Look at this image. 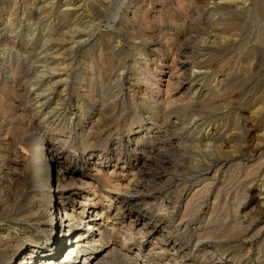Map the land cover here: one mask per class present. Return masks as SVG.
Returning a JSON list of instances; mask_svg holds the SVG:
<instances>
[{
  "label": "rangeland",
  "instance_id": "rangeland-1",
  "mask_svg": "<svg viewBox=\"0 0 264 264\" xmlns=\"http://www.w3.org/2000/svg\"><path fill=\"white\" fill-rule=\"evenodd\" d=\"M10 1L14 14L9 23L12 35L17 37L16 49L23 45V39L27 41L26 53L20 51L18 56L28 64L20 88L21 83L4 73L8 63L2 60L0 44V100L8 102L0 110L1 127L8 129L0 141V159L6 153L18 154L20 148L26 167L16 171L21 175L12 179V185L0 187V200L10 198L14 188L27 189L22 176H33L37 155H32L31 149L37 140L29 136L37 130H46L48 138L58 142L55 137L70 139L90 126L99 142L93 145L88 160L80 158L78 144L63 145L69 152V168L74 170V176L83 175L87 181L96 168L104 176L113 169V175L130 179L135 170L131 164L135 166L137 162L131 145L141 137L144 143L138 145L145 162L132 177L137 189L132 186L130 193L123 192L122 196L131 199L127 205L131 210L112 221L117 223L115 241L131 246L133 256L139 251L138 261L145 256L143 259L149 261L145 264H167L165 256L157 255L158 250L153 249L155 236L139 233L141 221L129 226L130 219L142 212L155 219L166 215L185 243L187 258L193 257L199 264L262 263L264 0H138V14L133 12L136 0ZM59 16L67 19L60 21L56 18ZM5 21L4 14L0 27ZM56 22H60L59 26L64 23L63 41L58 46L47 38L55 31ZM164 29L163 40L170 51L167 62L176 55L184 60L187 72L181 77L191 84L186 99L168 108L154 100L161 85L150 87L142 74H135L134 64L136 59L143 63L148 58L154 43L150 37ZM52 67L59 70L52 72ZM6 80L9 91L4 88ZM165 83L164 80L162 85ZM64 87L66 90L61 91ZM172 87L170 95L179 90L177 85ZM20 103H26L25 111L11 110L13 104ZM13 113L15 119L10 118ZM19 118L28 130V139L22 134L26 140L18 135ZM127 135L132 138L130 144L125 142ZM156 135L167 141L163 162L150 149ZM177 135L193 139H173ZM196 137L204 139L197 144ZM104 139L107 144L102 148ZM209 140L220 148L211 153ZM158 173L163 176L155 178ZM56 177L54 166L50 171L52 184ZM43 189L47 193L48 186ZM77 189L83 193L91 188L85 185ZM77 193L80 197L81 193ZM7 204L0 205V215ZM49 207L46 211L54 219L57 210ZM98 207L100 210L102 205ZM16 211L17 207L8 217H0V235L18 234L11 227L5 228L7 220L17 217ZM235 215L243 227L239 231L234 227ZM102 218V222L107 221L105 214ZM127 228L133 234L125 241ZM198 234L202 242L196 245ZM0 253L3 255L4 250ZM106 259L108 262L103 264H131L119 256Z\"/></svg>",
  "mask_w": 264,
  "mask_h": 264
},
{
  "label": "bare ground",
  "instance_id": "bare-ground-1",
  "mask_svg": "<svg viewBox=\"0 0 264 264\" xmlns=\"http://www.w3.org/2000/svg\"><path fill=\"white\" fill-rule=\"evenodd\" d=\"M11 3L12 2L10 0H0V13L2 12V14H0V18H2V16L5 14L6 19L5 23H3V25L0 27V30H2V32H0V44H2L3 47L1 53H3L2 60L8 63L7 71H5L4 73L11 75L14 81H18L19 83H21L19 84V87L22 88L24 83L23 80L27 76L26 66L28 64V61L25 60V62H23L21 59H19L18 55L20 51H22V53H26L25 46L27 41L23 39V45H20V47L16 49L17 37L16 34L12 35V33L14 32L13 26L9 23L11 20L10 16L14 14L11 12V8L13 7L11 6ZM47 3L49 2H46V4ZM15 4L16 2H14V5ZM137 4H140L138 3V0H136L135 5L133 6V12L135 11L138 14V10L136 11V9H138ZM36 14L38 15L39 13ZM56 18L60 19V21H64L65 19H67V17L64 16H59ZM59 24L60 22L55 23V26L57 27H55V31L51 33L52 37L51 35L47 37L48 40H54L56 44L55 46L61 45L63 41V38L61 36L63 34L62 28L64 27V23H62V25L60 26ZM164 31L165 29L161 32H156L157 34H155L154 36H156L157 38H154V36H149L151 38V41H154V43L152 45V48L150 49L148 58L146 57V60L143 58L145 60L143 61V63H140L139 59H136L134 61V64L136 65L135 74H142V80L145 83H148L150 87L161 85L156 90L157 95L154 97V100L158 104L164 103L168 108V106L174 105L177 102L179 103V101H183L186 99L185 96H187L191 91V84L189 82H185L181 77L183 75H186L187 72L186 69L188 65L184 60L180 59L176 55L172 57L170 63L167 62L170 51L166 41L163 40L165 39L163 37L164 35L162 36ZM12 60H14L13 63ZM72 62L73 60H71L69 64H72ZM56 70L59 69H57L56 67L51 68L52 72H55ZM180 77L182 78V80L180 79ZM162 79H164L166 82L164 86L162 85V83L164 82V80L162 81ZM7 81L8 80H6V82L4 83V88L9 91L11 90V87H9ZM173 85H177L176 89L179 90L173 95H170L171 91L169 88ZM65 90L66 88L64 87L61 91ZM180 91L181 93L179 94V96H176V94ZM25 104H13L11 106V110L15 111L18 109V111L23 112L26 109ZM5 106H8V102L0 100V110ZM10 118L15 119V114L13 113ZM18 120L19 121L17 123V126L20 129L19 132H21V135H18L21 137L23 136L22 134L25 135L26 131L28 130L24 127L25 125L21 121V118H19ZM1 123L2 121L0 120V141L2 140L1 138L3 134H6L8 130L6 128H2ZM87 127L88 129H85L84 132H81L77 136L74 135L70 139L55 137L54 139L58 140V142H55L54 140L51 141L48 138V136L50 135L46 132V130H37L36 133H33L31 136H29V139L36 138L35 140H37L36 145L34 143L35 146L33 147V149H31V154L37 155V162L33 165V176L30 178L25 173L28 177L22 176V180H24L23 186H25L27 189L22 188L21 185L19 186L21 188H14V192L10 193L12 196L6 199V201L0 200V205L2 206L6 203H10L9 205L7 204L6 209L9 206L11 207V209L9 210H6L2 207V213L0 217H8L11 211L15 210L17 207L15 215L17 217L14 218V220L13 218L12 220H7V222L5 223V228L6 230H10L9 228L11 227L18 233L16 235L14 233H12V235L8 232L6 235H3L1 233L0 250H4V253L3 255H1L0 253V264H103L108 262L106 258L110 255H113V257L119 256L125 261V263L126 261L131 262V264H145L149 262L148 259H143L145 256L141 257L142 260L140 259V261H138V257H140L141 255L139 251H136L135 255L133 256L131 254V246H126L124 242L123 244H118L115 241V239L113 238V233L117 223L112 222L113 220H117V217L122 215V213L124 214L131 210L130 206H127L131 199H128L122 195L123 192L130 193V188L133 186L132 177H135L136 169H138L139 166L145 162V157H143L142 151H140L141 148H139V143L143 139L141 137H138L137 139H135L136 141L134 146L131 145V147H133L132 151H135L137 153V162L135 161V166H133L134 164H131L132 167L130 168H132V170H135H133V172L131 173L132 176H130V179H128V176L126 177L125 175H113V169L108 176H104L100 174L99 169L96 168V172L91 175V179L89 178L90 180L87 181V178L83 177V175L74 176V170L69 168V160H71L68 154L69 152L63 147V145L67 143L78 144V147L81 150L80 158L88 160L91 156L93 145L97 144L99 141L98 139H96V136L93 135V130L90 128V126ZM174 127L179 128L181 126ZM181 129H183V127ZM27 137L25 135V138ZM176 138L186 140L193 139V137H191L190 135H177L173 139ZM194 139H196L197 144H199L200 141H202V139L204 138L198 139L196 137ZM104 142L105 145L103 144L102 148L106 146L107 140L104 139ZM125 142L127 144H130L132 142V138H130V136L126 137ZM151 142L152 143L150 145V149L154 151V153L158 156V159L161 160L160 162H163V160L165 159L163 155L165 149L163 150V147L167 141L165 142V140L161 136L156 135ZM142 143L144 142L142 141ZM210 143L212 149L211 153L220 148V145H217L214 142ZM208 146L209 145H206V148H208ZM17 150H19V155L15 152H13L14 155L12 153H6L4 157H1L3 160L0 159V187L2 188H5V186L8 188L9 184H11L12 179L20 174H17L16 171H18V169L20 168L26 167V159L22 155V152H20V148ZM14 151H16V149ZM104 152H100V155H104ZM83 154L84 156H82ZM98 159L101 160L102 158ZM54 166L57 167V177L55 182L52 184L50 179V171ZM162 176L163 175H160V173H158L155 178H160ZM85 185L91 188L90 191H85L86 193L84 191H82L83 193H81V191H78V186L82 187ZM44 186H48L47 193L43 192ZM134 188H136V186ZM77 192L81 193L80 197L76 196L78 194ZM119 199L122 200L120 202H117ZM263 201L264 196L262 197V202L260 204L262 205V207H264ZM19 202H22L20 206H18ZM98 204L102 205L100 210H98ZM48 205H51V207L49 208L55 207V209L57 210V214L54 216V219H50V215L46 211ZM91 209L92 211L90 213ZM139 212L140 211H138V213ZM104 214L106 215L107 221L102 222V217ZM165 216L158 219L152 217L148 218L142 212L140 214H137L134 219H130L129 226H134V222H138V220H140L141 224L138 228L139 233L143 236H155L153 244L156 246H154L153 249L158 250L156 251L157 255L165 256L167 264H174L175 261H178L177 264H199L194 260L193 257L187 258V256L189 255L186 247L184 246L185 243L181 241V238L177 234V231L175 230L176 226L171 225L170 219L166 218ZM111 218L113 219L110 221ZM234 224V227L237 230L243 228L236 215L234 217ZM125 230L127 232L125 233L127 237L124 238L126 241L127 239L131 238L133 232L130 231V228H127ZM201 238L198 234L196 245H198L202 240ZM96 241L99 242V245L97 246L95 244ZM202 244L200 246L203 247V249L207 248L206 245L204 246ZM197 251H199V249ZM216 264L220 263L218 262ZM258 264H264V260L262 261V263L261 261H259Z\"/></svg>",
  "mask_w": 264,
  "mask_h": 264
}]
</instances>
